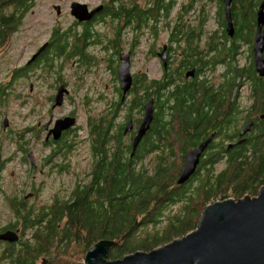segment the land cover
<instances>
[{"label":"trees","instance_id":"16d2710c","mask_svg":"<svg viewBox=\"0 0 264 264\" xmlns=\"http://www.w3.org/2000/svg\"><path fill=\"white\" fill-rule=\"evenodd\" d=\"M37 3L38 0H0L1 54ZM128 3L122 0L121 14H128L130 19L137 13L129 11ZM237 3L230 7L232 23L236 22L234 34H229L226 22V31H216L205 38L213 55L198 54L193 63H167L164 48L158 56L161 76L151 78L144 71L134 72L131 90L124 99L118 76L122 61L115 62L113 55L105 61L103 68L109 69L115 94H119L110 112H121V116L126 111L123 121L99 117L89 122L90 163L83 172V188L79 184L61 207L49 203L19 207L15 196H8V228L22 227L26 240L8 244L0 253V264H84L87 251L101 240L116 242L110 253L112 261L137 251L149 253L195 231L208 204L257 196L264 187V75L256 68L254 43L258 11L264 0ZM165 4L166 0H153L148 13H141L150 17L149 31L154 37L160 33L158 25ZM102 9L95 16L99 23L116 20L113 0ZM97 20L85 21L84 28L83 22L76 19L69 26L62 22L55 25L50 30L49 47L38 52L32 64L14 69L12 80L27 79L32 71L40 72L47 81L53 77L56 84L64 80L62 73L66 70H73L82 80L97 75L100 57L94 56L84 64L81 61L75 68L69 64L72 56L86 57L89 39L97 37L91 34L90 24ZM221 20L223 23V17ZM122 34L127 37L126 32ZM179 35L178 32L173 39ZM192 38L190 51L198 49ZM196 38L201 40V32ZM13 48H7L8 52ZM128 48L129 44L120 43V57ZM159 50L153 45L150 55L156 58ZM247 84L251 104L243 106L241 92ZM6 96L9 98V93L0 89V106ZM93 99V103L99 101L87 93L83 96V106L89 113ZM150 101L153 121L134 151L144 107ZM131 121L134 128L126 134ZM250 123L251 129L241 135ZM76 127L77 123L71 129ZM211 136L196 173L179 184L187 153ZM65 140L70 147L77 143L71 131ZM72 250L80 255L75 263L69 259Z\"/></svg>","mask_w":264,"mask_h":264},{"label":"rangeland","instance_id":"374dc122","mask_svg":"<svg viewBox=\"0 0 264 264\" xmlns=\"http://www.w3.org/2000/svg\"><path fill=\"white\" fill-rule=\"evenodd\" d=\"M104 1L105 0H38L36 7L25 18L20 27V31L14 34L5 45V52L3 54L0 53V89L5 93H9V98L6 96L4 98V104L0 106V144L2 146L4 158L9 160L6 164V170L2 180V185L4 191H7V196L6 199L0 197V228L4 227L7 223L9 224L11 221L7 201L8 196L13 197L16 193H20V191L27 192L29 188L33 186L35 174L29 172L31 163L29 158L27 159L26 157V154L30 151L29 149L33 150L36 158H41L46 154L44 146L42 145L44 135L40 134L39 141H36L32 133L34 127H37L36 130L41 132V128H38L39 123L41 122L42 125L46 123L52 114L55 116L67 115L70 113L76 114L78 118V127L74 129L73 136H76L77 143L71 147L72 150L75 151L72 160L76 161V164L72 168L76 170L75 172L80 173L81 166L83 172L85 169H89L91 139L89 136V129L87 128L89 122H94L99 117H112L115 121L118 117V120L123 121L126 115V111H123L121 116V112H114L115 115L114 113L112 115L113 111L110 112L111 104L115 103L119 94H115L116 89L111 80L112 76L109 69L105 71L103 68L106 64L105 61H97L100 65L97 75L85 76L83 80L79 79L73 70L63 71L62 77L65 78L71 71L73 73L71 76L74 77L76 82L83 81V89L80 92L81 96L74 98L73 101L64 103L63 100L64 105L62 104V106H60L61 109L57 107L58 109L52 110L50 103L48 104V98L52 94H56L55 89L49 88L54 81L53 77H51L53 80L47 81L42 79L40 72L37 73L36 71H32L27 79L20 77L16 81L12 80L13 70L17 67H23L31 59L34 51L36 52L40 48L39 46L48 39L51 33L50 30L54 28L55 25L61 24L60 22L65 26L72 25V21L75 19L70 14V5L73 2L85 3L90 5L91 9H97L100 7L99 3H103ZM55 5H61L59 6L60 14H58L56 8H54ZM108 22L112 21L109 20ZM65 26H62V28L65 29ZM146 32V41L140 38L139 45L144 46L137 48L136 51H138V55L133 64H131V71L134 73L141 70L147 73L151 78H159L162 71L160 60L158 58H153L150 53L152 52L151 48L153 45L156 49L160 47L161 43L159 42L161 41V34L159 33L154 37L151 31ZM128 38L130 39L131 45V33ZM124 42L127 43V45L129 44L127 37L122 34L120 43ZM11 46H14V48L8 52L7 48ZM90 52L97 57L101 55L99 50H96V47L91 48V46H87L85 53L88 55ZM146 52L148 54L147 58L145 57ZM91 58H93V56ZM77 60H79L78 56H72L69 64L73 63L75 66L74 62ZM76 77L78 79H76ZM73 85L77 86L78 89L81 88V84ZM8 87H10L9 90H7ZM31 87L33 88L32 91H30ZM249 90L250 87L248 85L246 88H243L241 92V102L243 106H250L251 104ZM86 93L99 100L97 103H93L94 99L91 100V105H89L91 109L90 113L88 108L84 107L83 103L78 99L81 97L83 98ZM88 113L90 120L88 118ZM5 117L8 119L9 123L6 129L3 128V120ZM222 168L223 165L218 166L219 170ZM45 171L47 172V169H45ZM43 180L49 185L50 181L47 173L45 176L38 175L36 179L37 184H39L38 186H42ZM49 197L50 191L43 186L37 197L39 199L33 204L40 207L45 203H49ZM1 252L2 249H0V253ZM79 256L76 250H72L69 259L73 260L75 263ZM39 264H41V261H39Z\"/></svg>","mask_w":264,"mask_h":264},{"label":"flooded vegetation","instance_id":"af4514ba","mask_svg":"<svg viewBox=\"0 0 264 264\" xmlns=\"http://www.w3.org/2000/svg\"><path fill=\"white\" fill-rule=\"evenodd\" d=\"M111 0H105L103 3L100 2L99 6L103 7L106 6ZM129 3V11L134 13V10L137 14L141 15L138 17L128 18V14L123 15L122 17V0H113V8L117 14L116 20H112V22L106 21H99L97 20L98 17L95 16L92 18L91 21H95V24H90L92 29L90 32L94 37L89 39L88 46L91 48L96 47L101 53L100 60L101 61H109L113 55L114 61L119 63L121 61L120 54L121 52L118 51L120 45V38L121 34L126 32L127 39L129 43L128 50L123 51L124 55H130L131 64H133L136 56L138 55L137 48L144 46L139 45L140 38H143L146 41V31H149L152 26V21L150 17L147 15L145 18L142 16L141 13H148V11L153 7L152 1L153 0H127ZM85 4V3H84ZM234 4L238 6L237 0H233L230 7ZM88 5V4H87ZM166 8L164 13H162L161 22L158 25L160 34H161V41L159 43V51H157L156 58L160 59L158 56L160 51L166 48V57L167 63H193L197 59V55H202L204 57H208L213 55L212 49L208 46V41L205 38L208 35H214L216 31L222 32L223 30L226 31L227 24H226V15H225V0H166ZM61 6V5H59ZM98 6V7H99ZM89 7H91L89 5ZM56 8V5L54 6ZM137 8V9H136ZM95 8L91 9L90 11L94 10ZM103 10V9H102ZM166 15V16H165ZM168 16V17H167ZM223 17L224 22L222 23L221 18ZM128 18V19H127ZM165 18H167L165 20ZM256 19H257V12H256ZM89 21V22H91ZM111 23V24H110ZM100 24V25H97ZM234 27H236V22L233 21ZM83 28L86 25V22H83ZM154 29V28H153ZM264 29V27H263ZM53 30V29H51ZM84 31V30H83ZM189 31H193L195 34H189ZM180 33L178 39H173L177 33ZM201 32V40H197V34ZM132 34V42L130 45V39L128 36ZM210 33V34H207ZM212 33V34H211ZM52 33H50L48 39L40 45L39 49L32 54L31 59L25 64L29 65L32 64L35 60L32 58L37 55L39 50L43 47L44 50L46 47L48 48L50 45L51 40H49ZM192 38L194 44L197 45L198 49L195 50V47L192 51L188 50L189 45V38ZM97 38V39H96ZM118 42V46L115 45ZM198 42V44H197ZM123 44V43H121ZM42 48V49H43ZM41 49V50H42ZM90 49V48H89ZM88 49V52H89ZM40 50V51H41ZM122 54V55H123ZM147 52L145 53V57L147 58ZM86 57H79L75 63L73 64V68L76 67V64L83 61V64L86 63L88 60H92L91 52ZM115 64V63H114ZM161 64V60H160ZM162 70V65H161ZM194 70V69H193ZM73 73L70 71L69 75L62 77L64 79L62 82L56 84L54 79L53 83L49 86L51 89H55L56 93L60 86L65 85L66 88L69 90V94L64 97V103L73 101L74 98L80 97V92L83 89V82H76L73 76ZM162 74V73H161ZM76 79H78L76 77ZM81 79V77H79ZM73 84H81V88L78 89L77 86ZM31 85V84H30ZM119 85V83H118ZM32 88V87H31ZM30 89V91H32ZM56 94H52L48 98V104L50 103L51 109H61L60 107L53 108L54 105V98ZM80 102L83 103V98H78ZM63 103V105H64ZM64 118H71L75 120V124L77 123V116L76 114L70 113L67 115H51L46 123L42 125L40 122L38 128H41V132L36 130L37 127L33 128L34 139L39 141L40 134L44 135V139L42 140V145L45 149V155L41 158H36L33 150L29 149L30 151L26 154L27 159L30 160V173H34V181L33 186L26 191H20V193H16L15 200L16 204L19 207H30L34 206L33 203L36 202L39 198L38 195L40 194V190L45 186L46 189L50 191L49 197V204L50 206H60L66 202H68L71 198V194L75 192L78 186H82L83 188V170L82 166L80 169V173L75 172L72 167L75 166L76 161L72 160L73 154L75 151L72 150L70 146L66 143V135L67 132L74 131L75 128L70 129L68 131H63L58 138H55L54 135H50L48 137L49 131L54 128L55 122L59 119ZM83 145V141H82ZM23 150V149H22ZM0 197L6 199L7 191H4V187L2 185L3 175L6 170V164L9 160L4 158L2 146L0 144ZM31 159L34 160V163L31 162ZM40 162V163H39ZM82 163V159H81ZM47 169V172L45 171ZM47 176L49 178V185L43 180L42 186H38L36 179L38 175ZM13 176V173H12ZM80 184V185H79ZM73 201V200H72ZM65 221V220H64ZM63 221V222H64ZM5 231H15L20 236L21 243H24L26 240L22 235V227L19 228H8V223L4 225V227L0 228V234L4 233ZM25 239V240H24ZM7 246H9L6 242H0V249L4 250Z\"/></svg>","mask_w":264,"mask_h":264},{"label":"water","instance_id":"95a60500","mask_svg":"<svg viewBox=\"0 0 264 264\" xmlns=\"http://www.w3.org/2000/svg\"><path fill=\"white\" fill-rule=\"evenodd\" d=\"M233 0H225L227 31L234 34L230 5ZM99 7L90 11L87 4L73 2L70 6V14L79 22L91 21L101 11ZM60 14V7L56 6ZM264 3L258 11V31L255 36L254 54L257 71L264 75ZM44 48L40 51L42 52ZM39 52V53H40ZM38 55V54H37ZM35 55L32 60H35ZM118 70L120 88L123 99L131 90L133 73L131 71L130 55H122ZM32 89V88H31ZM69 94L68 88L62 85L58 88L54 98L53 108L63 104L65 95ZM143 121L134 140L133 150L137 148L141 139L146 134L153 121V101L144 107ZM75 120L71 118L59 119L54 128L49 131L48 137L54 135L58 138L63 131L74 127ZM253 123H250L241 135L247 133ZM9 126L8 119L3 120V128ZM131 121L126 127L125 133L133 130ZM213 136L200 144L197 148L187 153L183 170L178 183L183 184L194 175L201 163L204 152ZM232 148V146L230 147ZM1 160V158H0ZM34 163V160L31 159ZM20 236L15 231H5L0 234V241L7 244H16ZM116 242L101 240L91 246L87 251L84 264H264V187L257 196H245L244 198L218 200L208 204L203 211L195 231L177 238L173 242L160 246L147 253L137 251L126 255L123 259L112 261L110 253Z\"/></svg>","mask_w":264,"mask_h":264},{"label":"bare ground","instance_id":"6f19581e","mask_svg":"<svg viewBox=\"0 0 264 264\" xmlns=\"http://www.w3.org/2000/svg\"><path fill=\"white\" fill-rule=\"evenodd\" d=\"M122 61V60H121ZM122 63H123V61H122ZM120 260V259H119Z\"/></svg>","mask_w":264,"mask_h":264},{"label":"clouds","instance_id":"9594fccd","mask_svg":"<svg viewBox=\"0 0 264 264\" xmlns=\"http://www.w3.org/2000/svg\"><path fill=\"white\" fill-rule=\"evenodd\" d=\"M59 6V5H58ZM71 6V5H70Z\"/></svg>","mask_w":264,"mask_h":264}]
</instances>
